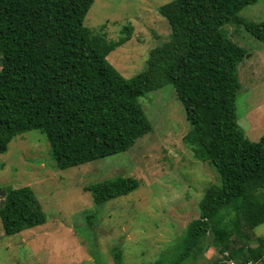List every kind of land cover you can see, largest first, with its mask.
Here are the masks:
<instances>
[{"label":"trees","instance_id":"obj_1","mask_svg":"<svg viewBox=\"0 0 264 264\" xmlns=\"http://www.w3.org/2000/svg\"><path fill=\"white\" fill-rule=\"evenodd\" d=\"M95 0H0V154L27 131L46 134L61 169L132 148L153 130L139 98L172 84L191 129L185 140L198 160L208 161L219 183L199 202L187 226L180 264L207 237L221 257L214 264H264V136L247 137L237 120L242 83L238 67L246 49L229 37L243 25L264 43V20L240 15L259 0H170L158 7L171 28L151 50L147 67L125 77L108 55L130 40L125 25L116 40L85 25ZM140 181L114 177L90 184L96 204L128 195ZM0 218L13 235L44 224L46 213L31 186L5 190ZM124 264L121 250H113ZM148 264H166L157 260Z\"/></svg>","mask_w":264,"mask_h":264},{"label":"rangeland","instance_id":"obj_2","mask_svg":"<svg viewBox=\"0 0 264 264\" xmlns=\"http://www.w3.org/2000/svg\"><path fill=\"white\" fill-rule=\"evenodd\" d=\"M168 1L92 4L85 25L107 40L118 39L125 25L133 27L130 40L108 55L125 77L144 71L151 50L169 39L171 28L158 12ZM240 15L263 21L264 0L247 5ZM229 37L247 51L238 67L242 87L236 100L237 120L247 137L257 141L264 136V43L243 25H231ZM139 101L153 130L121 153L61 169L40 130L10 142L7 152L0 154V200L5 190L31 186L47 221L7 235L0 218V264H116L113 250L122 251L124 264L157 260L172 264L180 259L186 228L199 217L206 188L219 183V178L208 161L195 158L186 142L191 124L172 84ZM120 174L137 178L138 189L96 204L85 187ZM249 232L254 244L264 236V224ZM201 246L180 264H214L221 259L210 237Z\"/></svg>","mask_w":264,"mask_h":264},{"label":"water","instance_id":"obj_3","mask_svg":"<svg viewBox=\"0 0 264 264\" xmlns=\"http://www.w3.org/2000/svg\"><path fill=\"white\" fill-rule=\"evenodd\" d=\"M2 193L4 194V192H2ZM3 201H4V199L2 198V199H1V204L3 203Z\"/></svg>","mask_w":264,"mask_h":264}]
</instances>
